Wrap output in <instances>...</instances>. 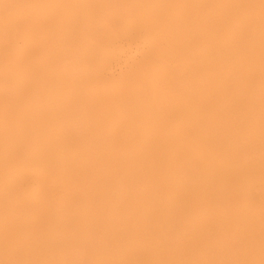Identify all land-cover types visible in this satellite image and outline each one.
<instances>
[{
	"label": "bare ground",
	"instance_id": "obj_1",
	"mask_svg": "<svg viewBox=\"0 0 264 264\" xmlns=\"http://www.w3.org/2000/svg\"><path fill=\"white\" fill-rule=\"evenodd\" d=\"M7 1H8L7 4L2 3L0 5V68L2 69L0 70L1 71L0 72V91L2 92V94L0 95V102L2 103V105H0V169L9 170V174L7 173L8 174L7 177L2 179L3 181L0 183V264H160L162 258H164V248L166 247L165 246L166 243L165 242L163 243L162 242L163 240H161L162 235L160 234L162 233L159 232V230H161L160 227H164L165 223L163 222L164 219L163 221H161L162 219L160 217V214L162 211L161 210L162 207L158 201V200H161L159 196L161 193L160 189H161V185H162L161 183H162V178H163V176L161 175L162 168L164 166L166 167V165H163V158H165L163 157L164 148L162 149V147L160 146L162 142L160 143L161 132L159 133V131H161L159 130V127L162 128L163 127L162 125L164 124L162 121L164 118L163 115L167 114L166 113L167 111L169 112V110H165L166 107L164 108V105H165L164 102L166 103L170 97H172L173 99L175 97L174 100L176 102L177 98H180V97L185 98V96H191L192 99L194 98H196L197 100L202 99V102L199 101L200 105H203L205 103V102L203 103V99L208 100L206 102L207 104L205 103L207 105L206 107H208V104L211 103L209 102L210 99L211 100L215 99V101L216 100L223 101V99L224 100L225 99H230V100L235 99L234 101L236 100L237 101L242 100V102L244 101L243 102L244 107L242 108L245 109L246 108L245 104L248 103L247 101H249V104L247 105H251L250 101L253 102L254 100L260 101V99H264V20L262 19L261 20L262 22H261L256 17L252 16L251 15L252 13L250 14L249 8L251 6L252 0H74V1L72 0H43V3L41 4L35 2L36 4H40L39 7L35 5L34 0H7ZM37 1L40 2L39 0ZM0 2H2V0ZM257 2L258 1H256V3ZM203 15H205V18L203 17L204 19L202 18L203 19L202 20L200 18ZM34 17L35 18L38 17V24L41 23L39 28L42 29L43 32H44L43 30L44 27L45 29H47V31L50 30V33L48 32L49 35L47 34H46L47 36L44 35L45 32L41 34L40 29H39L40 32L37 33V30H38V26H37V30L35 32L37 33L39 37H37V35L35 36L34 26L37 24V22L36 24L34 23V19H35ZM119 22H120V26L117 27L116 23H119ZM112 23H115V24H112ZM123 25H126V26L123 30H121L123 28ZM134 27L135 28L142 27L144 29L143 31L146 32L145 43L153 45V46L155 45V47L152 49L151 52H149L144 57L142 64L138 68L136 67L137 68L136 73L131 75L132 78H135L133 79L134 80L133 82L132 80L131 81L126 80L129 78L127 77L125 80L129 81V83L126 82L125 85L115 87V88L108 87L109 89L103 91V96H101L102 98L100 100L98 98L96 99L100 103H103V105H105L104 110L95 109L90 112L83 110L81 112L79 109L80 116L85 118L84 122L86 124L91 123L93 125L94 132L90 135H87L86 133L83 132V133H79L77 137L76 136L72 137V135H70V132L67 129H63L61 125V121L62 119L69 120L70 119L69 116L72 117L70 113L75 111V107L78 105H81L82 104L81 102H83V100H81V96L87 99H90V98L92 99L91 95H89L90 94L89 84L92 80H94V77L92 76L93 72L98 69L100 71L102 63H104V61L106 60L105 55L107 51L105 50L106 49L105 45L107 43V40L109 39L107 30H109L110 33L114 35H120V33H124L125 36H129L131 34V30ZM157 31H158V35H153V33ZM202 33H204V36ZM19 42H21V44H19ZM45 44H47V46L49 44L52 47L51 53L50 52L47 53L50 55L45 56V59L47 61H50L49 66L47 65L48 62L46 64H45L46 61L43 62L44 65L45 66L47 65L48 67L40 65L38 61L36 60V58H34V53L36 51L35 48L38 45H39L38 47L42 48V46ZM49 48H48V51H49ZM145 52L147 53L148 51H145ZM40 60H43V59L41 58ZM95 81H97V79H95L94 82ZM170 100L168 102L172 104L173 100L172 102ZM190 100L191 99H189V101ZM232 100H231V103L228 100H226L225 103L227 104L229 102L231 105ZM189 101L187 100V102ZM215 101H212V102H214V104L216 103L218 104V102L217 101L215 102ZM192 102L194 103L195 100L194 101L192 100ZM225 103L223 104V106L226 108ZM176 104L173 103V105H175L174 106L175 108L178 106ZM184 104L183 103L181 104L182 107H184ZM217 104H216V107L213 106V108H217V106L220 107ZM220 104H221V101H220ZM254 104L251 105V108L255 106ZM212 105L210 106L212 107ZM197 106L198 105L194 107L197 108ZM233 106L236 107V105H231V107ZM224 107H221V108H224ZM257 108L254 111V114H256L255 112L257 111ZM227 109L228 107L226 108V110ZM239 109L241 110V112L244 110V109L242 110L241 107H239ZM162 110H165L166 112L164 113L162 112ZM174 110H171V111H174ZM189 110H192V109H189ZM198 110H197V114L199 113ZM178 111L179 110H177V112ZM180 111H179V115H180ZM210 111H211V108H210ZM215 111H218V110L215 109ZM177 112L175 111V113ZM193 112L192 113L190 112L191 115L193 114ZM252 112L253 111H251V113ZM203 113H204V116H202L201 114L200 115L202 116V118L204 117L203 118L204 120L206 114H209V113L206 112L205 114V112H202V114ZM218 113L219 112L215 113L217 114V117L219 116V114H222V112L219 114ZM251 113L249 112V114ZM182 114L184 116L186 115L185 112L184 113L181 112V115ZM171 116H170V119H171ZM210 116H212L211 112L209 114V117ZM252 116H249V117L252 118ZM256 116L258 117L259 113ZM176 117L177 119H175V121L179 120L178 119L179 117L177 115ZM221 117L223 119L225 116H223L222 114ZM190 118L188 119V121L189 120L190 121L187 123V125H185L184 128L182 127L184 131L187 129L189 130V132L194 131L198 129L199 124L202 125L201 122H203L204 124V121L202 120L201 122L199 121L200 119H202L200 118L198 120L199 121L198 125H196L197 123L190 125L191 124L190 122H194V120L192 119L193 121H191ZM214 118H216V115L214 116ZM45 119L48 120V123L45 127H41L40 124ZM172 119L174 120V117H172ZM216 119H219V118H216ZM260 119L261 120L258 119L259 121L257 120L258 124L260 121H262V117H260ZM173 120H172V123H173ZM185 120H182L184 122H181V120H179L181 122L180 124L178 123L179 126H181L182 123H186L187 121L185 122ZM247 120L248 119H246V121ZM232 121L234 120L232 119ZM239 122H242V121L239 120ZM239 122H236V123L239 124ZM214 123L215 122H213L212 124ZM224 123L225 122L223 121L222 125ZM219 124L217 123L218 128L221 126V125L219 126ZM258 124L256 125V127L258 126ZM262 124L264 125V122H262ZM165 125H167L168 127V124H165ZM206 125L208 126V124ZM214 126H212L213 128L208 127L209 130L217 128V126L215 127ZM260 126L259 128L262 130L261 127H264V126H261V127ZM114 127H117V130H115V133L110 132L108 130L109 128H114ZM164 127L166 129V126ZM201 127L199 129L205 128L206 126H203L202 128ZM223 127L221 129L229 128V127L227 128V125L225 128ZM246 127H245V131L247 130ZM256 127L254 129V132L257 130ZM239 128L241 127L239 126L238 129ZM177 129L179 131V128ZM104 130H107V131L105 132ZM180 130L182 132V129ZM229 130H233V129L230 128ZM263 130H262V139L260 138V141L262 140L264 144ZM201 132L199 130L197 134H201ZM209 132L208 134L212 135ZM215 132L213 131L212 133L214 134ZM218 132H219V129H218ZM231 132L232 133L234 132V134L238 133L239 137L244 136L243 134L240 135L239 132H235V131H231ZM163 133H164L163 135L165 136L166 132H163ZM182 133L184 134V132ZM224 133H225V130H224ZM227 133H228V130H227ZM227 133H225L222 137L225 138ZM257 133L259 134V131H257ZM41 134H43L44 136L43 138L39 136ZM193 134L195 135V132ZM215 134H218V133L216 132ZM187 135L190 136V134L188 133ZM230 135L231 136L230 137L227 136L226 139H229L232 137L231 138L232 140L234 139L236 140L237 136H235V138L233 139L234 135L233 136L232 134ZM253 135L257 137V135L253 133L251 135L252 139H254ZM196 137L198 136H195V138ZM206 137L207 139H209L208 135ZM246 137H248L247 131H246ZM259 137H260V134H259ZM202 138L201 140H204ZM243 138L246 140L245 136ZM219 139H221V137ZM244 139L242 142H244ZM167 140H171V139H167ZM188 140L191 141V139H188ZM195 140L196 139L192 141H195ZM212 141H210V144ZM230 141L228 140V142ZM247 141L249 142L248 138H247ZM77 142H79L78 146L76 145ZM121 142L124 144V146L123 144L122 146L118 145V144H121ZM175 142L174 144H176ZM236 142H239V140ZM253 142L254 141H252V143ZM127 143H131V144L127 146ZM141 143L144 145H141ZM200 143H204V142L202 141ZM219 143H221V141ZM227 143L226 145L228 146ZM210 144L206 143L207 148L209 149L208 151H210ZM229 144L232 145L233 141L232 143H229ZM237 144L239 145L240 143H237ZM237 144H236V147H237ZM203 145H202L203 148L200 150H203L204 148L207 150L206 145L205 146ZM241 145L239 146L240 148H242ZM251 145H254V144H251ZM190 146H192L193 148L194 144L193 145L191 144ZM190 146H188V148ZM253 147H254L253 149L255 148L257 149L256 144ZM168 148L170 147H167V150ZM177 148L181 149L180 146ZM213 148H214V145L212 146L211 152L213 151ZM248 148H247V151H249ZM175 149H172V150H175ZM197 149L199 150V148ZM219 149L220 148H218V151ZM225 150L227 149L225 148ZM260 150L262 151V149ZM186 151H189V149ZM176 152H177L176 150H175V153L173 152L174 154L171 152L172 160L168 164L175 163L176 165V161L180 160V159L177 160L176 159L177 157L175 158ZM204 152L199 151L198 153H201V154H198L195 152H193L192 154L193 155L198 154V157H199V156H203L202 153L206 154V151ZM219 152H223V150ZM255 152H258V149ZM226 153L228 155V152ZM258 153L260 154V151ZM182 154L180 156H182ZM184 154H185V151H184ZM168 155L170 156V154ZM164 156H166V154ZM180 156L178 158H181ZM187 156L185 158H187ZM245 156L248 157L250 155L247 156L245 154ZM189 157L193 159V156H189ZM210 157L212 158L213 156L211 155ZM261 157L259 159H261ZM223 158L225 159L224 156ZM22 159L24 162L21 161ZM204 159L205 158H203V162H204ZM210 159L208 158V160ZM205 160L206 162H208L207 159ZM227 160H229V158H227ZM164 161L166 162L167 160L164 159ZM180 162L182 161L180 160L179 163ZM210 162L212 164V162L214 163L215 161L211 160ZM220 162L218 161V163ZM222 162L224 163L223 160ZM248 162L250 163V161ZM21 163H25L26 166H24L25 164L21 165ZM218 163L216 164L219 165ZM229 163L231 164V162ZM232 163L235 164L234 161H232ZM181 164H184V162ZM188 164H192V163L189 162ZM216 164L214 167H216ZM207 165H204V166H207ZM186 166L184 168H188ZM193 166L195 165L193 164ZM209 166H212V165H209ZM220 166H221V163H220ZM24 167L29 169L33 173L36 172L34 173V175L36 174H38V176L40 175L39 178H41V180L42 179L46 180L45 181L47 183L46 186L52 188V191L46 193L47 196L50 194L49 195L50 197L48 196L49 198L48 200L47 199L44 200V198H42L41 193L39 191L38 210H41L42 213H40V215H38L37 217L35 215H28L26 212H24L22 208H21V211H23V213L20 214V212L17 211L20 214L19 216L16 213H14V215L11 212L9 213L8 209H7V213L9 215H6V213H4V210L2 211V205L5 207L4 203L2 204V201L11 200L10 194L12 193H10L11 191L10 188L12 187L9 186L10 185L9 183L12 182V180H15L17 178L19 179L22 178L20 174L23 171H25ZM174 167L175 166H173V170L175 171L176 169H174ZM180 167L182 168V166ZM212 168L209 167V169H212ZM167 169L168 168L166 167L165 170ZM178 170L180 169L178 168ZM178 170L176 171L178 172ZM193 170H195V168H193ZM204 170L206 169L204 168ZM174 171H173V174L170 172V170L169 172L168 171L166 172H168V174L174 175ZM190 171L188 170V172ZM198 171H196V173H199ZM245 171L247 173V170ZM4 174L5 173H3V176ZM164 174L166 173L164 172ZM23 175L24 174H22V176ZM134 176L135 177L138 176L140 180L137 179L138 180L137 181ZM178 176L176 177L178 178ZM181 176H179V178H181ZM133 177L135 178L137 182L141 181V183L139 184L137 183L138 185H140L139 186L140 188L144 186V188H141V189L143 190L145 189V190L144 191L141 190L142 191L141 193L139 190H137L138 189L137 186H136L137 189L133 187L135 188L134 190L132 188L131 190L126 188L127 185H130L129 184L130 180ZM164 179L166 178L164 177ZM171 179L172 178H170V180ZM166 180H169V178L167 177ZM171 182H173V179L172 181H170V183ZM209 183H210L209 181L206 183L207 187ZM135 184L136 182L134 183V185ZM141 184L143 186H141ZM178 184H175L176 186L174 185L176 187L175 189H177V187L179 186ZM189 185L186 188H188ZM163 186H167V185H163ZM168 186H169V183H168ZM199 187L200 186H198L197 188ZM46 188L42 187V189H46ZM172 188L174 189V187ZM178 188H181V187H178ZM228 188H231V187H228ZM182 189L179 190L180 193H178L179 195H177L178 198L175 196L174 198H177V199L180 198L179 200H181V198L185 196L186 192L191 190V189L189 190L186 189L187 191L183 195L181 194ZM170 190H169V194L171 192ZM14 191L15 190L13 189V192ZM219 191L221 192L223 190H219ZM230 191L233 192L231 189ZM199 192H202L205 194V191L203 190L202 191L200 190ZM226 192L227 194H229L228 191ZM253 192L255 193V191ZM134 193H136V195H134ZM180 194L183 196L180 197ZM190 194L188 196L189 197L188 199L192 197L190 196ZM173 195H175V193ZM196 195H198V193H196ZM206 195H208V193H206ZM219 196L216 195L217 200L222 199ZM15 197L17 196L15 195ZM134 197H136L137 201L141 200L143 202V204H141L142 202L138 203V205L139 204L144 205L141 207L143 208L142 211L139 206H137L139 208H136L135 203H134L136 200L134 199ZM224 197L225 196H223V198ZM170 198H172V196ZM193 198L195 200V196ZM229 199H231V197H229ZM169 200L170 199H168V201ZM199 200H201V204L202 202L204 203V201H202L203 199H199ZM181 201H185V200L182 199ZM11 202H14V200ZM19 202L20 201H16L14 202V204L17 207H19L21 206V203ZM161 204L163 205L165 203H161ZM171 204L172 206H174L173 203ZM198 204L199 203L197 200L196 205ZM201 204L199 206H202ZM180 205H182V203ZM187 205L189 204H186L184 207H186ZM177 207H179V205ZM5 208H8V207H5ZM195 208L197 207H193L191 209L186 208L185 212L187 213L185 214H188V210L189 211L192 209L194 210ZM201 208L198 207V210ZM175 209H177L176 212H178L179 209L178 208H175ZM201 210L205 211V215L203 214L204 218L206 214L211 211V210L210 211L208 210L207 212V210L205 209H201ZM139 211H141L142 213L141 212L139 213ZM172 211L170 212L172 213ZM182 211H184V209L179 212L183 213ZM214 211L216 212L217 210H214ZM34 212L33 213L36 214V211ZM39 212L37 214H39ZM143 212L146 215L144 218L139 219L140 216L139 218L136 217L138 216V214H143ZM163 212L164 211H162V213ZM166 213L167 212L165 211V214ZM194 213H197V212H194ZM253 213H256V212H252V214ZM174 214L176 215L175 212ZM213 214L214 213L210 214V218H211V215H212V218L214 217ZM183 215L184 214H182L181 216ZM190 215H192V213ZM216 215H215V218L217 217ZM34 216L35 218L38 219V223L37 221L36 222L34 221L35 219ZM142 216L143 215H141V217ZM172 216L173 215H171V219L174 218V217L172 218ZM181 216L179 217L180 218L185 217V215L183 217ZM194 216L196 217V215ZM208 216L209 215H207L206 217ZM166 217L167 216H165V218ZM177 217L178 216H176L175 218L177 219V221H179L178 220L179 217L178 218ZM220 217H217V218L221 219ZM229 217L230 216L228 217L225 216L226 219H228ZM185 218L183 219L184 223H186ZM189 218L190 216L186 218V221L190 222L191 218L190 219ZM198 219H199L198 222H200V225H201V223L203 222L200 220H202L203 218L199 217ZM226 219H225V222H226ZM232 219L234 220L235 218H232ZM212 221H209V222L211 223ZM220 221L222 222V224H224L223 222L224 220L223 221L220 220ZM227 221L231 223V220L230 221L227 220ZM171 222L173 221L171 220ZM198 222L196 224H198ZM161 223H163V226H161ZM215 223L218 224V222H215ZM236 223L237 222H235V224ZM241 223L243 224V222ZM254 223L256 224V222ZM172 224H170L171 228H168L169 230L170 229L172 230V228H174L175 225H173L172 227ZM188 224H189L188 226L189 228L191 224L190 223ZM232 224H230L231 229L233 227ZM248 224H249V221H248ZM245 225L247 224L245 223ZM179 226L177 227L179 228ZM184 226L186 228L181 226L182 229H186L185 231H189V229L187 230V226L186 225ZM210 226L212 227V225ZM243 226H240V227L238 226L239 228L237 229V231ZM261 226L263 227V223ZM205 227L208 229V232H210L209 231L210 229L212 230V228L209 227L210 228L209 229L208 226H205ZM248 227L249 225L246 226L245 228H248ZM202 228H204L203 224H202ZM216 228L217 227H215L214 229ZM256 228L258 229V227ZM250 229H253V228L250 227ZM198 230L199 229H197V231ZM203 230H205V228L202 229V231ZM218 230L220 231V227ZM225 230L229 231L228 229H225ZM225 230H222V233H224ZM178 231L179 229L177 230V232ZM197 231L195 232L198 233V235L196 234L197 238L199 236L198 240L200 239L202 240V237L200 236V234L202 235L201 233L202 231L201 232L199 231L197 232ZM246 231H250V230L246 229ZM251 231H254V230H251ZM258 231L260 232V230H257L256 234H259ZM177 232H175V234ZM208 232L206 230L204 236L206 235V233L208 234ZM168 233H171V232L169 231ZM168 233L166 232V234L164 235L167 236ZM189 233L191 235L190 231ZM212 233L211 235L213 236L214 233L213 234ZM246 233L248 234V232ZM172 234H173V231H172ZM188 234L186 233V235ZM216 235L217 237L215 235L214 236L218 238V233ZM176 236L178 237L180 235L176 234ZM176 236H174L173 234V236L171 237H176ZM193 236H195V234ZM226 236H229V235H225V237ZM168 237L170 236H167V238ZM225 237H223V240H221L222 238H218V240H220V242L225 241L226 240ZM181 238L183 237H180V239ZM197 238H193V239L197 240ZM210 238L207 239V241H209L207 243H209V245H213L212 243L213 240L210 241ZM216 238L212 237V239L214 240ZM252 238L254 239V237ZM260 238L263 239L264 237L263 238L260 237ZM231 239L233 241L234 237ZM182 240L183 239H181L180 241ZM184 240H186L185 236H184ZM205 240H206V237H205ZM218 240H216L215 242H217ZM258 241H260L259 238H258ZM258 241H255V243L257 242V244H259ZM187 242L185 241V243ZM194 242L197 243L198 241H194ZM194 242L192 244H194ZM203 242L200 241V243H202L204 246ZM210 242L212 244H210ZM162 243L164 244V247ZM178 243H175L173 245L176 246V244ZM225 243L227 245V241H225ZM255 243H252L253 246ZM168 244L171 246L169 248V246L167 245L168 248L171 250L173 245L170 243V240ZM197 244L199 245V243ZM197 244H195V246ZM219 244L221 245V243ZM222 244L224 245V243ZM244 244L246 245V243ZM244 244L242 243V245ZM187 245L189 244L187 243ZM230 245H232V243ZM184 246L186 245L184 244ZM178 247H181V246L179 245ZM210 247H214V245ZM221 247L222 249H224L223 246H220L219 248ZM256 247H258V245L255 246L254 248ZM190 248H194V247L192 246ZM204 248L206 249V246ZM234 248H235V244H234ZM167 249H166V252H167ZM179 249L177 250L178 251L181 250V252L184 251V253L186 252L185 250H187V249L183 250V248L180 250ZM201 249L199 250V252L201 251ZM226 249L230 250V248L228 247H226L225 250ZM238 249H241V248H238ZM238 249H236L237 252L239 251ZM177 250L176 252H173L174 251L173 249L172 250L173 253L171 254H177ZM236 250L232 251V248H231L230 251L236 252ZM256 251H258V249ZM170 252L171 251H169V254ZM203 252L205 253L204 250ZM204 253L201 254L203 257L205 255ZM213 253H216V252H213ZM220 253L222 252L220 251L216 255H220ZM249 253H245V254H249ZM233 254L234 253H232L231 256H233ZM196 255L198 254L196 253ZM254 255L255 253H253V256ZM177 256L179 257V255ZM186 256L184 255V257ZM206 256H209L211 258L210 255H206ZM221 256L225 257L224 254H222ZM221 256H218V257L221 258ZM231 256L229 257L227 256V257L230 258ZM238 256L240 255L238 254L236 259H234V257L236 256L232 257L234 262L233 260L231 262L230 260L231 258L227 260V262L230 261L231 264H234L236 260L239 258ZM174 257L176 258V256ZM174 257H171V258H174ZM181 257H182V254H180V258ZM252 258L254 259V257ZM169 259L167 257V261ZM204 259L208 261L207 260L208 258L204 257ZM224 259H226V257ZM175 260L174 262H176ZM190 260H191V257H190ZM190 260L183 259V263L180 262L179 264L181 263L190 264L191 263ZM198 260L196 261L198 262ZM163 261L166 262L165 260ZM217 261H218V258L216 262ZM225 261L226 260H223V264L226 263ZM249 261L250 260L248 259V263ZM209 262H214V264H217L215 261H213V257H212V261L210 260ZM251 263L252 262H250V264ZM162 264H165V263H162ZM170 264H173V261H170Z\"/></svg>",
	"mask_w": 264,
	"mask_h": 264
},
{
	"label": "rangeland",
	"instance_id": "obj_2",
	"mask_svg": "<svg viewBox=\"0 0 264 264\" xmlns=\"http://www.w3.org/2000/svg\"><path fill=\"white\" fill-rule=\"evenodd\" d=\"M1 1V0H0ZM40 2H38L37 0H34V3L36 2V3H43V0H39ZM42 1V2H41ZM72 1H74V0H72ZM256 1H258L257 3H256ZM5 2V3H4ZM7 0L5 1H3L2 0V2H0V5L3 3V4H7ZM186 2H188V1H186ZM35 3V5L36 6H40V4H36ZM34 5V6H35ZM43 5V4H42ZM255 6V7H254ZM263 6V7H262ZM252 7V8H251ZM253 9V10H251V9ZM250 8H249V11H250V14L252 15V16H254V17H256L259 21H261L262 19L264 20V0H252V2H251V6H250ZM254 8H256V9H254ZM259 10H258V9ZM256 10V11H255ZM252 11V12H251ZM205 18V15H203L200 19H202V18ZM259 17V18H258ZM263 17V18H262ZM35 18V17H34ZM203 18V19H204ZM202 19V20H203ZM36 22H37V24H38V17L37 18H35L34 19V23L36 24ZM40 22V21H39ZM121 22V21H120ZM120 22L119 23H116V26L117 27H119L120 26ZM262 22V21H261ZM34 24V25H35ZM35 25L34 26V28H35V30H34V33H35V36L37 35V33H39L40 32V30H41V34H43L44 32V35H49L48 34V32L50 33V30H48L47 31V29H45V27L43 28V30H44V32L42 31V29H40L39 28V26H40V24L41 23H39L38 25ZM112 24H115V23H112ZM37 26H38V30H37ZM125 26L126 25H123V28L121 29V30H123L124 28H125ZM40 29V30H39ZM37 30V33L35 32ZM144 29L142 28V27H134L132 30H131V34L129 35V36H125L124 35V33H120V35H114V34H112V33H110V31L109 30H107V33H108V37H109V39L107 40V43H106V51H107V53H106V55H105V57H106V60L104 61V63H102V65H101V69H100V71H99V69L98 70H96V71H94L93 72V77H94V80L95 79H97V81H95L94 82V80H92L91 82H90V84H89V88H90V94L89 95H91V97H92V99L90 98V99H87V98H84L83 96H81V100H83V102H81L82 104L81 105H78V106H76L75 107V111H73L72 113H70V115H72V117L71 116H69L70 117V119L69 120H64V119H62V121H61V125H62V127H63V129H67L69 132H70V135H72V137H74V136H78V134L79 133H86L87 135H90V134H92L93 132H94V128H93V125L91 124V123H85L84 122V119L85 118H83L82 116H80V114H79V109H80V111L82 112L83 110H85V111H87V112H90V111H92V110H95V109H97V110H104V108H105V105H103V103H100L98 100H96L97 98L100 100L102 97L101 96H103V91H105V90H107V89H109L110 87L112 88H115V87H119V86H122V85H125V83L127 82V83H129V81H131L132 80V82L134 81L133 79H135V78H132V76L131 75H133V74H135L136 73V69L142 64V62H143V60H144V57L149 53V52H151L152 51V49L155 47V45L153 46V45H150V44H147V43H145V38H146V32L145 31H143ZM142 33H141V32ZM141 33V35L142 36H144V37H142L141 35H140V33ZM138 33H139V35H138ZM203 34V36H204V33H202ZM46 35V36H47ZM122 35V36H121ZM153 35H158V31L157 32H155V33H153ZM139 36H141V37H139ZM37 37H39L38 35H37ZM144 39V40H143ZM19 44H21V42H19ZM39 46V45H38ZM36 47L35 49H36V51H35V53H34V58H36V60L38 61V63L40 64V65H43V66H45L44 65V61H46L45 62V64L47 63V65L49 66V62L50 61H47L46 59H45V56H48V55H50V54H47V53H51V51H52V47L48 44V46L50 47H48L47 46V44H45V45H43L44 46V48H43V46H42V48L41 47ZM39 48V49H38ZM48 48H49V51H48ZM145 51H148L147 53L145 52ZM107 56H108V58H107ZM43 59V60H40V59ZM45 59V60H44ZM39 61H41V62H39ZM39 65V66H40ZM46 65V66H47ZM45 66V67H46ZM47 66V67H48ZM104 67V68H103ZM137 67V68H136ZM0 70H2L1 68H0ZM1 72V71H0ZM65 72V71H64ZM66 73V72H65ZM128 75V76H127ZM127 77H129L128 79H126ZM103 78V79H102ZM123 78H124V80H123ZM129 80V81H126V80ZM103 83H102V82ZM99 82V83H98ZM121 83V84H120ZM131 83V82H130ZM106 84V85H105ZM110 85V86H109ZM113 85V86H112ZM109 87V88H108ZM133 89V88H132ZM2 94V92L0 91V95ZM189 97H191V96H185V98L184 97H180V98H177V100H176V102H175V97H174V99L172 98V97H170L169 99H168V101L170 100L171 102H172V100H173V103L174 104H176V105H178L176 108H178V109H176L174 106L175 105H173V103L171 104L170 102H164V108L166 107V109L165 110H169V112L171 111V110H174V111H171L170 112V114L172 115H170L169 114V112L167 111H165V110H162V112H166L167 114H165V115H163L164 116V118H163V123H161V124H163L161 127L162 128H160L159 127V130H161V131H159V133L161 132V139H162V141H161V139H160V146L162 147V149L164 148V150H163V154L165 155L166 154V156H164L163 155V157H165V158H163V165H166V167L168 168L167 170H165L166 169V167L163 169L162 168V176H163V178H162V176H161V178H162V185H161V189H160V192L162 193H160V196H159V198H161V200H163V201H161V200H158L159 201V203H160V205H161V210L162 211H164L163 213H162V211H161V214H163V215H161L160 214V217H161V221H163V219H164V223H165V225H164V227L167 229H165L164 227H160L161 228V230H159V232L160 233H162V234H160V235H162L161 236V240H163L162 242L164 243H166V249L168 248V246H169V248L171 247L168 243H169V240H170V243L173 245V244H175V243H178V244H176V246L178 245H180L182 248H183V250H185V249H187V250H185L186 252V254L184 253V251H182L181 252V250L180 249H182L181 247H178L177 246V248H176V246L175 245H173V247L171 248V250L168 248L167 249V252H166V249L164 248V258H162V260H161V262H160V264H162V263H165V264H170V261H173V264H179L180 262H182L183 263V259L184 260H190V257H191V263H193V264H205V262H206V264H214V262H209L210 260L212 261V257H213V261H215L216 262V260H217V258H218V261L216 262L217 264H223V260H226L224 263L225 264H231V262H232V257L233 256H236V257H234V259H236L237 258V255L239 254L240 256H238L239 258L237 259V260H241L240 262L239 261H237L236 260V264L238 263V264H250V262H252L251 264H264V248H262V247H264V147H262V146H264V144H263V141L261 140L260 141V138L262 139V130H263V128L264 127H261V126H264L263 124H262V122H264V113H262V112H264V99H260V101L259 100H254L253 102H251L250 101V104L252 105V104H254V102H255V106H253L252 108H251V105H247V104H249V101H247L248 103L247 104H245V109L244 108H242V107H244V101L242 102V100H239V101H234L235 99H231L232 100V104L231 105H236V107H234V108H236L237 109V111H236V109H234L233 107H231V105H230V103H231V100L230 99H223V101L222 100H220L221 101V104H220V101H217L218 102V104L217 105H219L220 107H218L217 106V108H213V106H215L216 107V104H214V102H212V101H215V99L214 100H209V102H211V103H209L208 104V107L210 106V105H212V107L210 106L209 108L208 107H206L207 105V101L208 100H206V99H203V105H200V102H202V99L201 100H197L196 98H194V99H192V97L191 98H189ZM83 98V99H82ZM191 99L190 101H189V99ZM187 100L190 102H187ZM192 100L194 101L195 100V102L193 103L192 102ZM226 100H230L227 104H228V106H227V104L225 103L226 102ZM197 101V102H196ZM200 101V102H199ZM215 101V102H216ZM235 102V104H234V102ZM226 104V108L228 107V109L226 110V108L223 106V104L224 103ZM239 102V103H238ZM184 104V107H182V105L181 104ZM191 103H193V104H191ZM196 103V104H195ZM223 103V104H222ZM242 103H243V105H242ZM246 103V102H245ZM259 105H258V104ZM261 103V104H260ZM263 103V104H262ZM170 104V105H169ZM187 104V105H186ZM188 104H189V106H188ZM257 104V105H256ZM0 105H2V103L0 102ZM196 105H198L197 106V108L196 107H194V106H196ZM240 105V106H239ZM248 106V108H247V106ZM167 106H168V108H170L171 106V108L170 109H168L167 108ZM186 106H188V107H186ZM230 106V107H229ZM241 107V109L243 110L242 112H241V110L239 109V107ZM191 107V108H190ZM204 107V108H203ZM221 107H224V108H221ZM250 107V108H249ZM257 107H261L260 109L259 108H257ZM163 108V107H162ZM163 108V109H164ZM195 108V109H194ZM201 108H202V110H201ZM206 108V109H205ZM209 109V111H208V109ZM210 108H211V111H210ZM231 108V109H230ZM256 108H257V111L255 112L256 114H254V111L256 110ZM183 109V110H182ZM189 109H192V110H189ZM198 109H200V110H198L199 111V113L197 114V110ZM206 111H205V110ZM214 109V110H213ZM215 109L216 110H218V111H215ZM226 111H224V110ZM246 109H248V110H246ZM251 109V110H250ZM177 110H181L180 111V115H179V111L177 112ZM222 110V111H221ZM229 110V111H228ZM240 110V111H239ZM260 110V111H259ZM175 111L178 113H175ZM186 111H187V113L189 114H187L186 113ZM214 113H213V112ZM251 111H253L252 113L254 114H252L251 113ZM181 112H185V116H186V118H185V116L182 114L181 115ZM193 112V114L191 115V113ZM196 112V113H195ZM201 112V113H200ZM202 112H205V114H206V112H208L209 114H210V112H211V115L212 116H210L209 117V114H206V116H205V119L203 120V118H202V116H204V113L202 114ZM217 112H219V113H221L222 112V114H223V116H225L223 119H222V117H221V115L222 114H219V116L217 117V114H215V113H217ZM238 112V113H237ZM241 112V113H240ZM249 112L251 113V114H249ZM263 114H261V113ZM163 113V114H164ZM175 114V116H174V114ZM226 113V114H225ZM243 113V114H242ZM259 113V116L257 117L256 115ZM202 116H201V115ZM214 114V115H213ZM78 115V116H77ZM176 115L179 117L178 119L179 120H181V122H184V121H182V120H185V122L186 123H182V125L181 126H179V124L181 123L179 120H176L175 121V119H177V117H176ZM188 115V116H187ZM208 115V116H207ZM216 115V118H219V119H216V118H214V116ZM253 115V116H252ZM261 115V116H260ZM168 116H169V118H168ZM170 116H171V119H170ZM184 116V117H183ZM191 118H190V117ZM196 117V118H194V117ZM229 118H228V117ZM249 116H252V118L251 117H249ZM79 117V118H78ZM172 117H174V120L172 119ZM181 117V118H180ZM182 117H183V119H182ZM193 117V118H192ZM221 117V118H220ZM231 117V118H230ZM260 117H262V121H260L261 122V124H260V122H259V124H258V122H257V120L259 119V120H261L260 119ZM166 118V119H165ZM191 119V121H193L194 120V122H190L191 124L190 125H192V124H195V123H197L196 125H198V123H199V121L201 122V120L202 121H204V124H203V122H201L202 123V125H198L199 127H198V129H196V130H194V131H190L189 132V130L187 129V130H183V128H184V126L185 125H187V123L190 121H188V119ZM198 118V119H197ZM200 118H202V119H200ZM207 118H209V119H211V120H209V119H207ZM213 118V119H212ZM226 118H227V120H226ZM235 118V119H234ZM193 119V120H192ZM200 119V120H199ZM216 119V120H215ZM221 119V120H220ZM228 119H230V120H228ZM232 119L234 120V121H232ZM241 120L242 122H239V120ZM246 119H248L247 121H246ZM251 119V120H250ZM165 120V121H164ZM168 120H169V122H170V124H169V122H168ZM172 120H173V123H172ZM197 120V121H196ZM199 120V121H198ZM205 120H206V122H205ZM207 120H209V121H207ZM215 120V121H214ZM218 120V121H217ZM226 120V121H225ZM244 120V121H243ZM250 120V121H249ZM258 120V121H259ZM179 121V122H178ZM196 121V122H195ZM210 121H212V122H210ZM223 121L225 122L224 124H225V126H224V124L222 125V123H223ZM213 122H215L214 124H212ZM229 122H231V123H229ZM232 122H233V124L235 125V127H241V128H239L238 129V127L237 128H235L234 127V125L232 124ZM236 122H239V124L238 123H236ZM47 123H48V120L47 119H45L40 125H41V127H45L46 125H47ZM179 123V124H178ZM208 124V126L206 125V124ZM217 123L219 124V126L221 125L223 128H225L226 127V125H227V128L228 129H221L222 127L220 126L219 128H218V125H217ZM229 125H228V124ZM241 123H242V125H241ZM250 123H251V125H250ZM165 124H168V127H167V125H165ZM178 124V125H177ZM243 124H245V125H243ZM249 124V125H248ZM258 124V126L256 127V125ZM189 125V124H188ZM211 125V126H210ZM217 126V128H214L215 130H216V132L218 133V134H215L216 132H215V130L214 129H210L209 130V128H213L212 126ZM233 127H231V126ZM246 125H247V127L250 129V131H252V132H250L249 131V129L246 127ZM261 125V126H260ZM164 126H166V129H165V127ZM203 126H206L207 127V129H206V127L205 128H202ZM214 126V127H215ZM252 126H254V127H252ZM259 126L262 128V130L259 128ZM175 127H177V128H179V131H178V129L177 128H175ZM181 127V128H180ZM183 127V128H182ZM202 128V129H199V128ZM209 127V128H208ZM245 127H246V131H247V136L248 137H246V131H245ZM255 127L257 128V130L254 132V129H255ZM164 128V129H163ZM170 128H172V129H170ZM233 129V130H229V129ZM235 128V129H234ZM244 128V129H243ZM180 129H182V132H184V134L186 135V136H188V137H186L182 132H181V130ZM205 130V132H204V130ZM218 129H219V132H218ZM220 129H221V131H222V133H221V131H220ZM110 132H114L115 133V130H117V127H114V128H109L108 129ZM113 130V131H112ZM163 130V131H162ZM199 130H200V132L201 131H203V132H201V134H197L198 132H199ZM224 130H225V133H227V130H228V135L226 134V136H225V138H223L222 136L225 134L224 133ZM105 132L107 131V130H104ZM197 131V132H196ZM210 131V132H209ZM214 131L215 133V135L212 133V132ZM230 131V132H229ZM231 131H235V132H239V134L241 135V134H243L244 136H245V138H246V140L243 138L244 136H238V133H235L234 134V132L232 133ZM257 131H259V134H260V137H259V134L257 133ZM120 132V131H119ZM163 132H166L165 134V136L163 135L164 133ZM167 132H169V133H167ZM182 134H181V133ZM191 132H192V134H191ZM195 132V135L193 134ZM208 132L209 133H211L212 135H209L208 134ZM250 134H249V133ZM261 132V133H260ZM116 133H118V132H116ZM187 133L188 134H190V136L191 137H193V138H191L189 135H187ZM207 136L208 135V138L209 139H207V137L204 135V134ZM255 134V135H257V137L256 136H254L253 135V138L254 139H252L251 138V135L252 134ZM171 134V135H170ZM222 134V135H221ZM230 134H232V136H233V139L235 138V136H237V138H236V140L234 139V140H232L231 138H229V139H226V137L227 136H231ZM249 134V135H248ZM168 135H170V136H168ZM200 135V136H199ZM202 135H204V136H202ZM220 135V136H219ZM263 135H264V130H263ZM41 138H43L44 136H43V134H41V135H39ZM168 136V137H167ZM195 136H198V137H196L195 138ZM164 137V138H163ZM166 137V138H165ZM179 137H181V138H179ZM186 139H185V138ZM200 137V138H199ZM203 137V138H202ZM205 137H206V139H205ZM215 137H216V139H215ZM221 137V139H219ZM177 138V139H176ZM199 138V139H198ZM201 138L202 139H204V140H201ZM244 139V142H242L243 141V139ZM247 138H248V140H249V142L247 141ZM263 138H264V136H263ZM164 139H166V140H164ZM167 139H171V140H167ZM188 139H191V141L190 140H188ZM194 139H196L195 141H192V140H194ZM212 139H213V141H212ZM224 139V140H223ZM259 139V140H258ZM79 140V139H78ZM172 140H173V142H172ZM176 142H175V141ZM182 140V141H181ZM187 142H186V141ZM198 140H200V141H198ZM206 140H207V142H206ZM209 140V141H208ZM228 140L230 141V140H232L233 141V146L231 145V144H229V143H232V141H230V142H228ZM239 140V142H236V141H238ZM241 140V141H240ZM254 141L253 143H252V141ZM264 140V139H263ZM184 141V142H183ZM204 142V143H200V142ZM210 141H212L211 142V144H210ZM215 141V142H214ZM221 141V143H219ZM223 141H224V143H223ZM246 141V142H245ZM257 141V142H256ZM169 142V143H168ZM174 144V142L176 143V144H172V143ZM186 142V143H185ZM190 142V143H189ZM197 142V143H196ZM218 142V143H217ZM228 142V143H227ZM262 142V143H261ZM144 143V142H143ZM206 143L207 144H210V151H208L209 149L207 148V145H206ZM215 143H216V145H215ZM223 143V144H222ZM226 143L228 144V146L226 145ZM237 143H240L239 145L237 144ZM247 143V144H246ZM256 144V146H257V149H258V152L260 151V154L258 153V152H255L257 149L255 148V149H253L254 147V145H251V144ZM260 143H261V145H260ZM122 142H121V144H118V145H121L122 146ZM131 143H127V146H129ZM165 144V145H164ZM173 146H172V145ZM189 144V145H188ZM193 145L194 144V146H193V148H192V146H190V145ZM204 144V145H203ZM220 144V145H219ZM236 144H237V147H236ZM241 144H243V145H241ZM76 145L78 146L79 145V142H77L76 143ZM141 145H144V144H142L141 143ZM163 145V146H162ZM186 145V146H185ZM202 145L203 146H205L206 145V148H207V150L204 148L203 150H200V149H202L203 147H202ZM214 145V148H213V151L211 152V150H212V146ZM225 145V146H224ZM229 145H231V146H229ZM241 145V147L242 148H240L239 146ZM260 145V146H259ZM123 146H124V144H123ZM180 146V148L182 149V151H181V149H179V148H177V147H179ZM185 146V147H184ZM188 146H190L189 148H188ZM198 146V147H197ZM209 146V145H208ZM220 146V147H219ZM222 146V147H221ZM227 146V147H226ZM235 146V147H234ZM247 146V147H246ZM248 146H249V148H248ZM259 146V147H258ZM166 147V148H165ZM167 147H170V148H168V150H167ZM172 147V148H171ZM187 147V148H186ZM233 147V148H232ZM176 148V149H175ZM194 148H199V150L197 149V151L199 152V151H206V154H204V153H202V155L203 156H199L198 157V154H201V153H198L197 151H196V149H194ZM217 148V149H216ZM218 148H220L219 149V151H222L223 150V152H219L218 151ZM223 148V149H222ZM225 148L228 150H225ZM230 148V149H229ZM238 148H240V149H238ZM246 148V149H245ZM247 148H248V150L249 151H247ZM172 149H175L177 152H176V154H175V158L178 160V159H180L182 162H180L179 163V161L180 160H178V161H176V165L177 166H182V168L179 166V167H177L176 165H175V163L173 164V163H171V164H168L171 160H172V153L174 152L175 153V150H172ZM178 149V150H177ZM184 149V150H183ZM189 149V151H186V150H188ZM192 149H194V150H192ZM234 149V150H233ZM238 151H237V150ZM243 150V152H242V150ZM255 150V151H253V150ZM260 149H262V151H263V153H262V151L260 150ZM167 150V151H166ZM245 150V151H244ZM252 150V151H251ZM169 151V152H168ZM178 151H179V153H178ZM184 151H185V154H184ZM229 151H230V153H229ZM251 151V152H250ZM165 152V153H164ZM172 152V153H171ZM180 152H182V153H180ZM193 152H195V153H198V154H192ZM219 152V153H218ZM225 152V153H224ZM226 152H228V155H227V153ZM239 152V153H238ZM255 152V153H254ZM173 153V154H174ZM190 153H191V155H190ZM208 153V154H207ZM215 155H213V154ZM216 153V154H215ZM225 154V155H223V154ZM241 153V154H240ZM248 156V155H250L251 156V158H250V156H248V157H246L245 156V154ZM247 153H249V154H247ZM257 153V154H256ZM168 154H170V156L168 155ZM179 154V155H178ZM182 154V156H180ZM187 154H188V156H187ZM214 157H210L211 155ZM253 154H255V155H253ZM187 156V158H185L186 156ZM205 155V156H204ZM219 155H221V156H219ZM241 155V156H240ZM258 155V156H257ZM181 157V158H178V157ZM185 156V157H184ZM189 156H193V159H191V157H189ZM195 156H197V157H195ZM208 156V157H207ZM223 156L225 157V159L223 158ZM254 156V157H253ZM262 156V157H261ZM168 157V158H167ZM205 158V159H207L208 160V158L210 159V160H208V162H206V160L204 159V162H203V158ZM207 157V158H206ZM221 157H222V159H221ZM229 158V160H227V158ZM243 157V158H242ZM246 157V158H245ZM261 157V159H259ZM201 158V159H200ZM218 158H219V160H218ZM232 158H233V160H232ZM245 158V159H244ZM164 159L165 160H167L166 162L164 161ZM175 159V160H176ZM183 159V160H182ZM195 159H196V161H195ZM235 159H236V161H235ZM246 159H247V161H246ZM253 159H254V161H253ZM259 159V160H258ZM263 159V160H262ZM169 160V161H168ZM185 160H186V162H190V163H192V164H188V163H186L185 162ZM198 160H199V162H198ZM215 161L214 163L216 164V163H218V161L221 163V166H220V163H218L219 165H217L216 164V167H214L215 166V164L212 162V164H211V162L210 161ZM222 160L224 161V163L222 162ZM22 162H24L23 161V159L21 160ZM194 161V162H193ZM226 161V162H225ZM232 161H234V163L236 164H233L232 163ZM239 161V162H238ZM245 161H246V163H245ZM248 161H250V163L248 162ZM257 161V162H256ZM260 161V162H259ZM184 162V164H181V163H183ZM199 165V167H198V165L196 164V163ZM229 162H231V164L229 163ZM243 162V163H242ZM253 162V163H252ZM263 164H262V163ZM185 163H186V165H188V166H186L185 165ZM205 163V164H204ZM253 165H252V164ZM256 163V164H255ZM24 165L25 163H21V165ZM179 164V165H178ZM193 164L195 165V166H193ZM208 164V165H207ZM228 164V165H227ZM261 164V165H260ZM18 165H19V163H18ZM184 165V166H183ZM204 165H207V166H204ZM209 165H212L213 166V168H212V166H209ZM224 165V166H223ZM237 165H238V167H237ZM257 167H256V166ZM24 166H26V164L24 165ZM171 166V167H170ZM173 166H175L174 167V169H176V170H178V168L180 169V170H178V172L176 171H174L173 170ZM188 167V168H184V167ZM197 166V167H196ZM204 166V167H203ZM223 166V167H222ZM226 166V167H225ZM228 166V167H227ZM242 166H244V167H242ZM23 167V166H22ZM191 167H192V169H191ZM208 167V168H207ZM209 167L210 168H212V169H209ZM249 167V168H248ZM172 168V169H171ZM193 168H195V170H193ZM202 168H203V170H202ZM204 168L206 169V170H204ZM230 168H232V169H230ZM245 168V169H244ZM24 169H25V171H23L20 175H21V179H19V178H17V179H15V180H12V182H10L9 184V186H11L12 188H10V193H12V194H10L11 196H10V201L9 200H3L2 201V204L4 203V205H5V207H8V208H5L3 205H2V211L4 210V213H6V215H9L8 213H7V209H8V212L10 213H12L13 215H14V213H16L18 216L21 214V213H23V211H21V208L24 210V212H26L28 215H35L36 217L38 216V215H40V213H42V211L41 210H38V198H39V191H40V193H41V196H42V198H44V200H48L49 198H48V196L50 195H48L47 196V194L46 193H48V192H50V191H52V188L51 187H47L46 185H47V183L45 182L46 180H41V178H39V176H38V174H36V175H34V173H36V172H31L29 169H27V168H25L24 167ZM258 169H260V170H258ZM1 170V172H0V183L3 181L2 179H4L5 177H7V175L9 174V170L8 169H0ZM29 170V171H28ZM169 170H170V172L173 174V171H174V175H172V174H168V172H169ZM172 170V171H171ZM185 170V171H184ZM187 170V171H186ZM188 170L190 171V172H188ZM199 170V171H198ZM210 170V171H209ZM245 170H247V173H246V171ZM29 172V173H27V172ZM35 171V170H34ZM166 171H168V172H166ZM196 171H198L199 173H196ZM206 171H208V172H206ZM253 171V172H252ZM164 172L166 173V174H164ZM184 172V173H183ZM3 173H5L4 174V176H3ZM8 173V174H7ZM32 173V174H31ZM178 174L179 176H181V178H179V176L178 175H176V174ZM212 173V174H211ZM2 174V175H1ZM22 174H24L23 176H22ZM164 174V175H163ZM186 174V175H185ZM191 174H192V176H191ZM209 175V176H208ZM38 176V177H37ZM169 178V180H166L167 179V177ZM171 176V177H170ZM176 176H178V178L176 177ZM185 176H186V178H185ZM188 176V177H187ZM260 178H259V177ZM135 177V176H134ZM133 177V178H134ZM164 177L166 178V179H164ZM176 178V180H175V178ZM197 177V178H196ZM238 177V178H237ZM38 178V179H37ZM131 179L130 180V185H127L126 186V188L127 189H130L131 190V188L134 190L135 188H136V186L138 187V189L137 190H139L140 191V193L142 192V191H144L143 189H141V188H144V186L141 184V186H143V187H139L140 185H138L139 183H141V181H139V182H137L138 180H140V178L137 176V177H135L136 178V180H135V178L134 179ZM170 178H172L173 179V182H171L170 183V181H172V179L170 180ZM235 178V179H234ZM243 178V179H242ZM179 179V180H178ZM181 179V180H180ZM237 179H239V180H237ZM20 180H21V182H20ZM41 180V181H40ZM133 180V181H132ZM163 180H164V182H163ZM223 180H224V182H223ZM236 180V181H235ZM241 180V181H240ZM246 182H245V181ZM43 181H44V183H43ZM174 181H175V183H174ZM177 181H179V182H177ZM181 181H185L184 183L183 182H181ZM210 182L209 184H208V187L206 186V183L207 182ZM213 181V182H212ZM240 181V182H239ZM260 181V182H259ZM132 182H133V184H132ZM136 182V184L134 185V183ZM167 182V183H166ZM177 182V183H176ZM188 182V183H187ZM221 182H222V184H221ZM41 183V184H40ZM43 183V184H42ZM164 183V184H163ZM168 183H169V186H168ZM172 183H173V185H172ZM179 183V184H178ZM181 183V184H180ZM213 183V184H212ZM45 184V185H44ZM175 184H178L177 186L178 187H181V188H178L177 187V189H175L176 187V185ZM190 184V185H189ZM197 185V187L198 186H200L199 188H197L196 187V185ZM219 184H221V185H219ZM239 184V185H238ZM256 184V185H255ZM134 185V186H133ZM163 185H167V186H163ZM171 185H172V187H174V189L171 187ZM175 185V186H174ZM189 185V187L188 188H186L187 186ZM246 185V186H245ZM131 186V187H130ZM194 186H195V188H194ZM224 186V187H223ZM241 186V187H240ZM243 186V187H242ZM251 186V187H250ZM16 187V188H15ZM41 187V188H40ZM42 187L44 188H46V189H42ZM133 187H135V188H133ZM166 187V188H165ZM228 187H231V188H228ZM49 188H51V189H49ZM169 188V189H168ZM183 188V189H182ZM192 188H194V189H192ZM221 188V189H220ZM224 188V189H223ZM238 188V189H237ZM13 189L16 191H14L13 192ZM168 189V190H167ZM171 189V190H170ZM182 189V191H181V194H185V192L187 191L186 189H191V190H189V191H187L186 192V194H185V196L184 197H182L183 195H181L180 194V197H182L181 198V200L182 199H184L185 201H181V200H179V199H177L178 197H177V195H179L178 193H180L179 192V190H181ZM185 189V190H184ZM196 189V190H195ZM200 191H205V194L204 193H202V192H199L198 190ZM223 190V191H219V190ZM228 189V190H227ZM230 189L233 191V192H231L230 191ZM237 189V190H236ZM47 190V191H46ZM142 190V191H141ZM162 190V191H161ZM163 190H165V191H163ZM169 190L172 192H170V194H169ZM173 190V191H172ZM184 190V191H183ZM235 190V191H234ZM42 191V192H41ZM175 191V192H174ZM192 191V192H191ZM194 191V192H193ZM226 191H228V193L229 194H227V192L225 193ZM253 191H255V193L253 192ZM164 192V193H163ZM198 193V195H196V193ZM220 192V193H219ZM223 192V193H222ZM14 193H16V194H14ZM43 193V194H42ZM132 193H133V191H132ZM175 193V195H173ZM190 193H192V194H190ZM194 193V194H193ZM206 193H208V195H206ZM218 193V194H217ZM235 193V194H234ZM237 193V194H236ZM46 194V195H45ZM189 194H190V196H192V197H190V199H188L189 197ZM217 196H219L220 198H222V199H218L217 200V197H216V195ZM226 194V195H225ZM233 194V195H232ZM15 195L18 197H15ZM134 195H136V193H134ZM162 195V196H161ZM166 197V199H165V197ZM169 195H170V197L172 196V198H170L169 197ZM195 196V200H194V196ZM221 195H222V197H221ZM252 195V196H251ZM21 196V197H20ZM169 198H168V197ZM174 196L175 197H177V198H174ZM187 196V197H186ZM201 196V197H200ZM223 196H227L226 198L224 197L223 198ZM238 196V197H237ZM256 196V197H255ZM12 197V198H11ZM50 197V196H49ZM197 197H199V198H197ZM204 197V198H203ZM206 197V198H205ZM216 197V198H215ZM218 197V198H219ZM229 197H231V199H229ZM245 197V198H244ZM21 198V199H20ZM164 198V199H163ZM192 198V199H191ZM239 198V199H238ZM241 198V199H240ZM244 198V199H243ZM14 200V202H16V201H20L19 203H21V206H19V207H17L15 204H14V202H11V201H13ZM17 199V200H16ZM18 199H20V200H18ZM134 199L136 200V197H134ZM168 199H170L169 201H168ZM198 200V205H196L197 204V200ZM199 199H203L202 201H204V203L202 202V204H201V200H199ZM206 199V200H205ZM229 199V200H228ZM233 199V200H232ZM222 200V201H221ZM231 200V201H230ZM240 200V201H239ZM137 201V200H136ZM136 201L134 202L135 203V206H136V208H141L142 206H144V205H141V204H143V202L141 201V200H138L137 201V203H136ZM140 201V202H139ZM161 201V202H160ZM173 201V202H172ZM174 201H175V203H174ZM209 203H208V202ZM212 201V202H211ZM227 201V202H226ZM229 201V202H228ZM242 201V202H241ZM257 201H258V203H257ZM25 202V203H24ZM27 202V203H26ZM142 202V203H141ZM167 202V203H166ZM179 202V203H178ZM191 202V203H190ZM195 202V203H194ZM210 202H211V204H210ZM231 202V203H230ZM237 202V203H236ZM240 204H239V203ZM138 203H141V204H139L138 205ZM161 203H165V204H161ZM170 203V204H169ZM171 203H173V205L174 206H172V204ZM182 203V205H180ZM185 203V204H184ZM226 203V204H225ZM137 204V205H136ZM175 204H176V206H175ZM186 204H189L190 205V207H189V205H187L186 207H184ZM202 205V206H199V205ZM205 204V205H204ZM263 204V205H262ZM141 205V206H140ZM168 205V206H167ZM172 207H174V208H172ZM179 205V207H177ZM194 205V206H193ZM196 205V206H195ZM205 206V208H204V206ZM243 207H242V206ZM249 205V206H248ZM258 205V206H257ZM137 206H139V207H137ZM164 206H165V208H167V209H169V207H170V209L169 210H167V209H165L164 208ZM167 206V207H166ZM184 207V208H182V207ZM197 207V208H195L193 211L192 210H188L189 208L191 209V208H193V207ZM207 206H208V208H207ZM211 206H213V207H211ZM246 206V207H245ZM26 207V208H25ZM180 207H181V209H180ZM198 207L199 208H201V209H205V210H207V212H208V210L211 212H208L207 214H206V216L207 215H209L208 217H206L205 216V218L203 217L204 215H205V211L204 210H201V209H199L198 210ZM218 209H217V208ZM245 207V208H244ZM11 208V209H10ZM16 208V209H15ZM172 208V209H171ZM175 208H178L179 210H178V212H176V210L177 209H175ZM186 208H188L187 210H188V214H185V213H187V212H185L186 211ZM211 208V209H210ZM222 208V209H221ZM19 209H20V211H19ZM142 209L143 208H141V211H142ZM184 209V211H182L183 213H181V212H179V211H181V210H183ZM212 209H214V210H217L218 211V213H217V211L215 212L214 210H212ZM13 212H12V211ZM26 210V211H25ZM173 210V211H172ZM175 210V211H174ZM222 210V211H221ZM226 210V211H225ZM20 212V214L18 213V212ZM29 211V212H28ZM31 211V212H30ZM34 211H36V214L39 212V211H41V212H39V214H34L35 212ZM38 211V212H37ZM141 211H139V213L141 212ZM165 211L167 212L166 214H165ZM169 211V212H168ZM170 211H172V213L170 212ZM201 211V212H200ZM204 211V212H203ZM34 212V213H33ZM174 212L176 213V215L174 214ZM194 212H199L198 214L197 213H194ZM223 214H222V213ZM228 214H227V213ZM252 212H256V213H253L252 214ZM142 213V212H141ZM178 213V214H177ZM192 213V215H190ZM202 213V214H201ZM212 214V213H214L215 215H216V213H217V217H220L221 219H219V218H217V220H216V218H215V215L213 214V218L215 219H213L212 218V215H211V218H210V214ZM231 213V214H230ZM168 214V215H167ZM182 214H184L185 215V217H186V215H187V217H189L190 216V218L192 219H190V222L189 221H186V218H185V222L186 223H184V218H180L179 216H181ZM196 215V217L194 216V215ZM199 214H200V216H199ZM204 214V215H203ZM226 214V215H225ZM255 214H256V216H255ZM259 214V215H258ZM141 215H143L142 217H141ZM171 215H173L172 216V218L173 219H171ZM183 215V216H184ZM189 215V216H188ZM230 216L228 219H226L225 218V216ZM250 215V216H249ZM35 216H34V218H35ZM42 216V215H41ZM139 216H140V218H139ZM146 215H145V213L143 212V214H138V216H136L137 218H139V219H141V218H144ZM165 216H167L166 218H165ZM169 216V217H168ZM176 216H178L177 218H178V220L179 221H177V219L175 218ZM183 216H181V217H183ZM198 216V217H197ZM224 216V217H223ZM252 216V217H251ZM163 217V218H162ZM194 217H195V219H194ZM203 218L202 220H200V221H202L203 223H201V225H200V222H198V218ZM40 218V217H39ZM232 218H235L234 220L232 219ZM237 218V219H236ZM35 219H37V218H35ZM34 219V221L36 222L37 221V223H38V219L37 220H35ZM170 219V220H169ZM176 219V220H175ZM181 219V220H180ZM188 219V220H189ZM209 219V220H208ZM211 219V220H210ZM225 219H226V222H225ZM243 219H244V221H243ZM255 221H254V220ZM165 220H167V221H165ZM171 220L173 221V222H171ZM177 221V222H175V221ZM193 220H195V221H193ZM208 220V221H207ZM213 220V221H212ZM220 220H224L223 222H224V224H222V222L220 221ZM227 220H231V223H229ZM237 220V221H236ZM209 221H212L211 223L209 222ZM248 221H249V224H248ZM171 222V223H170ZM175 222V223H174ZM184 224H183V223ZM194 223V224H192V223ZM198 222V224H196ZM206 223V225H205V223ZM209 224H208V223ZM215 222H218V224L217 223H215ZM235 222H237L236 224H235ZM241 222H243V224L241 223ZM254 222H256V224L254 223ZM258 222V223H257ZM173 223V224H172ZM181 223V224H180ZM188 223H190L191 225H190V227L188 228V226H189V224ZM215 223V224H214ZM220 223V224H219ZM235 225H233V224ZM241 225H240V224ZM245 223L247 224V225H245ZM252 223V224H251ZM262 223H263V227L261 226L262 225ZM167 224H168V226H167ZM170 224H172V227H173V225H177V226H179V225H181L182 227H185L184 225H186L187 226V230L189 229V231L191 232V235H190V233H189V231H185L186 229H182V227L181 226H179V228L176 226V228H175V226H174V228H172V230L170 229H168V228H171V225ZM202 224H203V227L205 228V230H203L202 231V229H204V228H202ZM222 224V225H221ZM230 224H232V229L230 228L231 227V225ZM254 224V225H253ZM198 225H199V227H198ZM210 225H212V227L210 226ZM218 225V226H217ZM224 225V226H223ZM246 227V226H248L249 225V227L248 228H245L244 226ZM252 225V226H251ZM161 226H163V223H161ZM197 228V229H199L198 231L199 232H201L202 233V235L200 234V236L202 237V240L204 241L205 240V237H206V240L203 242L201 239L200 240H198V238H199V236H198V238H197V235H198V233H196L195 231H197V229L195 228V227ZM205 226H208V228L210 227V228H212V230L214 231H212L210 228V232H208V229L205 227ZM240 226H243L242 228H240L238 231H239V233H238V231H237V229L239 228ZM260 226H261V228H260ZM180 227H181V229H180ZM194 227V228H193ZM215 227H217L218 229H219V227H220V231L216 228V229H214ZM250 227L251 228H253V229H250ZM255 227V228H254ZM256 227H258V229L256 228ZM164 228V229H163ZM179 229V231L177 232V230ZM186 228V227H185ZM222 228V229H221ZM260 228V229H259ZM164 231H163V230ZM177 229V230H176ZM191 229H193V230H191ZM196 229V230H195ZM225 229H228L229 231H227V230H225ZM242 229V230H241ZM246 229L248 230H250V231H246ZM256 229V230H255ZM165 230H166V232L168 233L169 231L171 232V233H168L167 234V236H170V237H168L167 238V236H165L164 234H166V232H165ZM175 230V231H174ZM180 230H181V232H180ZM206 230H207V232H208V234L206 233V235L204 236V234H205V232H206ZM222 230H225L224 231V233L225 232H227V233H225V235H229V236H226L225 237V235H224V233H222ZM232 230V231H231ZM241 230V231H240ZM251 230H254V231H251ZM257 230H260V232L258 231V233L259 234H256L257 233ZM172 231H173V234H174V236H176V234L178 235H180V236H176V237H171V236H173V234H172ZM189 235H186V233ZM193 231V232H192ZM197 231V232H198ZM214 233H212V232ZM248 232V234L246 233V232ZM164 232V233H163ZM175 232H177L176 234H175ZM220 232V233H219ZM228 232H230V233H228ZM243 234H242V233ZM252 232V233H251ZM182 235H181V234ZM210 233V234H209ZM211 233L213 234V236L211 235ZM218 233V238H222L221 240H223V237H225L226 238V240H225V238H224V240L225 241H227V245H226V243H225V241H221L220 242V240H218V238H216L217 237V235L216 234ZM237 233V234H236ZM241 233V234H240ZM246 233V234H245ZM251 234V236H250V234ZM185 234V235H184ZM195 234V236H193ZM197 234V235H196ZM245 234V235H244ZM216 237H215V236ZM220 235V236H219ZM241 235V236H240ZM166 238H165V237ZM184 236H185V239L186 240H184ZM193 236V237H192ZM222 236V237H221ZM234 237V239H233V241H232V239L231 238H233ZM245 238H244V237ZM180 237H183V238H181V239H183L182 241H180L181 239H180ZM188 237V238H187ZM192 237V238H191ZM200 237V238H201ZM204 237V238H203ZM210 238V241H212V243H213V245H214V247H210V246H213V245H209V243H207V242H209V241H207V239H209ZM212 237H214V238H216L215 240L214 239H212ZM231 237V238H230ZM239 237V238H238ZM252 237H254V239L252 238ZM257 239H256V238ZM260 237H262L263 239H261ZM173 238V239H172ZM178 239V241H177V239ZM193 238H197V240L196 239H193ZM229 238V239H228ZM247 238V239H246ZM258 238H259V240L261 241H258ZM168 239V240H167ZM175 239V240H174ZM180 239V240H179ZM194 241H198L197 243H199V245L196 243V242H194ZM250 239V240H249ZM256 239V240H255ZM166 240V241H165ZM171 240H173V241H171ZM191 240V241H190ZM216 240H218L217 242H215ZM263 240V241H262ZM184 241V242H183ZM185 241L189 244V245H187V243H185ZM194 242V244H192L193 242ZM200 241L201 242H203L204 243V246H203V244L202 243H200ZM232 241V242H231ZM253 241V242H252ZM255 241H258V243L259 244H257V242L255 243ZM173 242V243H172ZM183 242V243H182ZM229 242V243H228ZM232 243V245H230L231 243ZM162 243V244H163ZM181 243V244H180ZM211 242H210V244H212ZM219 243H221V245L219 244ZM222 243H224V245L222 244ZM237 243H238V245H237ZM242 243L244 244V243H246V245L244 244V245H242ZM252 243H255L254 244V246H253V244ZM263 244V245H261V244ZM184 244L186 245V246H184ZM195 244H197L196 246H195ZM206 244H208V245H206ZM234 244H235V248L236 249H238V248H241V249H238L239 251L237 252V250L234 248ZM168 245V246H167ZM194 247V248H190V247H192V246ZM216 245V246H215ZM241 245V246H240ZM248 245V246H247ZM258 245V247L260 248H258V247H256V248H254L255 246H257ZM261 245V246H260ZM187 246H188V248H187ZM202 246V247H201ZM206 246V249L204 248ZM220 246H223V248L224 249H222V247L221 248H219ZM244 246V247H243ZM245 246H246V248H245ZM163 247H164V244H163ZM186 247V248H185ZM217 247V248H216ZM226 247H228V248H230V250H231V248H232V251L233 250H236V252L234 251V252H231L229 249H226L225 250V248ZM238 247V248H237ZM250 247V248H249ZM180 248V249H179ZM190 248V249H189ZM202 248V249H201ZM243 248V249H242ZM174 249V251L173 252H176V250L177 249H179L180 251H178L177 250V254H171V253H173L172 252V250ZM198 250V252H197V250ZM201 249V251L203 252V250L205 251V255H204V257H206V258H208L207 260L208 261H206V259H204V257L201 255V254H203L201 251V253L199 252V250ZM209 249V250H208ZM212 249V250H211ZM251 249V250H250ZM258 249V251H256ZM263 249V250H262ZM191 251V253L193 254H191L190 253V251ZM214 250V251H213ZM217 250H219V251H217ZM169 251H171L170 252V254H169ZM207 251V252H206ZM209 251V252H208ZM222 252V253H220V255H216V254H218L219 252ZM226 251H227V253H226ZM254 251V252H253ZM259 251H261V252H259ZM182 254V257L180 258V254ZM194 252V253H193ZM213 252H216V253H213ZM231 252V253H230ZM250 252V253H249ZM255 253V255L253 256V253ZM258 252V253H257ZM263 252V253H262ZM167 253V254H166ZM190 253V254H189ZM196 253L198 254V255H196ZM200 253V254H199ZM213 253V254H212ZM232 253H234L233 254V256H231V254ZM245 253H249V254H245ZM222 254H224L225 255V257H226V259H224L225 257L223 256H221ZM228 254H230V255H228ZM251 254V255H250ZM256 254H258V255H256ZM168 257V259H169V257L171 256V257H174V256H176V258L174 257V258H171L170 257V259L167 261V257ZM169 255V256H168ZM177 255H179V257L177 256ZM184 255L186 256H190L189 258L186 256V257H184ZM195 255V256H194ZM206 255H210L211 256V258L209 257V256H206ZM212 255H214V256H212ZM250 255V256H249ZM259 255H260V257H259ZM262 255V256H261ZM193 256H194V258H193ZM196 256H198V257H196ZM216 256V257H215ZM218 256H221V258L220 257H218ZM229 256H231L230 258H228ZM249 258H248V257ZM166 257V258H165ZM177 257H178V259H177ZM184 257V258H183ZM252 257H254V259L252 258ZM262 257H263V259H262ZM198 258H199V260H198ZM216 258V259H215ZM244 259V261H243V259ZM172 259H177V260H175L176 262H174V260H172ZM231 260V262L230 261H228L227 262V260ZM248 259L250 260L249 261V263H248ZM163 260H165L166 262H164ZM181 260V261H180ZM196 260H198V262L196 261ZM200 260H202V261H204V262H202V261H200ZM221 260V261H220ZM179 261V262H178ZM195 261V262H194ZM200 261V262H199ZM220 261V262H219ZM207 262H209V263H207ZM233 262H234V260H233ZM242 262V263H241ZM172 263V262H171ZM181 263V264H182ZM190 263V264H191ZM234 263V264H235Z\"/></svg>",
	"mask_w": 264,
	"mask_h": 264
}]
</instances>
